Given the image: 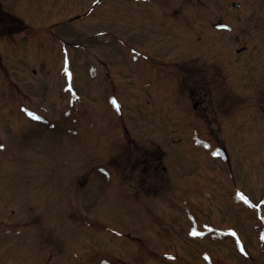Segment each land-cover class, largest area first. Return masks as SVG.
<instances>
[{"label":"rangeland","instance_id":"1","mask_svg":"<svg viewBox=\"0 0 264 264\" xmlns=\"http://www.w3.org/2000/svg\"><path fill=\"white\" fill-rule=\"evenodd\" d=\"M2 1L40 35L50 36L33 40L40 44L38 56L31 45L29 51L11 50L0 41V264H108L90 258L97 255L95 250L111 252L115 244L135 260L131 264H176L165 255H155L157 263L150 258L161 246L150 242L154 234L150 230L156 229L151 225L163 219L179 223L185 216L178 210L180 205L197 212L206 199L192 198L194 194L179 188L150 198L148 216L141 207L145 201H134L127 194L133 183L125 177L136 171L135 156L150 155L157 162L161 155L160 163L174 165L170 177L194 169V176L219 183L238 177L255 206L252 193L264 185V115L254 112L264 106V99L258 104L261 95L257 94L264 87V0H109L112 3L97 8L90 21L72 24L69 17L83 9L87 0ZM107 7L109 13L104 10ZM166 10H177V14L169 18L171 11ZM7 20L0 23V31L23 24ZM221 22L228 27H215ZM158 37L164 39L165 49L151 50L172 61L175 68H165V75L150 65L146 54L135 55L131 48L135 38L140 39L139 47L149 49L150 41L155 45ZM124 38L132 39L130 44ZM86 41L91 53L106 59L111 73L117 74L115 88L105 86L98 77L100 67L94 70L79 61L74 63L83 76L76 72L69 83L65 79L66 65L73 64L76 55L75 45L82 48ZM236 47L247 50L238 54ZM67 53L69 61L64 58ZM176 61L191 71L187 74L199 76L203 88L190 85L178 91L176 79L181 71ZM3 66L8 69L7 81ZM34 68L37 75L32 73ZM210 74L215 75L213 88L207 85ZM166 75H170L168 81ZM107 90L110 94L105 95ZM22 91L30 97L22 98ZM243 94L251 104L238 108L237 96ZM112 95L118 99L119 110L111 103ZM191 97L200 109L213 110V126L224 131L216 129L218 133L208 135L211 125L193 110ZM226 105L233 107L232 113L222 118L215 109ZM123 126L135 142L122 139ZM33 135L37 136L34 140ZM223 146L231 171L222 165L225 158L213 155L215 148ZM128 166L131 172L126 174ZM212 200L219 204L216 198ZM222 200L228 206L232 203L229 196ZM235 205L240 210L231 213L247 217L239 233L235 230L238 237L223 243L214 238L215 231H209L193 236L194 243L186 245V231L175 242L191 257L187 264L206 263L203 254L199 259L198 252L195 255L200 249L216 261L222 258L220 264H264V205L260 210L249 209L239 199ZM75 207L76 220L84 218L87 223L71 222L69 212ZM32 218L37 222L32 223ZM129 229L142 238L134 246L118 236L119 230ZM160 241L169 246L174 239ZM74 246L80 251L73 254Z\"/></svg>","mask_w":264,"mask_h":264},{"label":"snow or ice","instance_id":"2","mask_svg":"<svg viewBox=\"0 0 264 264\" xmlns=\"http://www.w3.org/2000/svg\"><path fill=\"white\" fill-rule=\"evenodd\" d=\"M111 103L117 108V110H119V106L116 104V101L115 100H113V101H111ZM28 115L29 116H31L32 117V119H39V117H37V116H33L31 113H28ZM3 146L2 145H0V148H2ZM215 154V153H214ZM241 199H245L243 196H241L240 197ZM245 202H247L246 200H245ZM201 233H197L196 231H193V232H191L190 233V235H200ZM234 235V234H233ZM262 239H264V237H261ZM237 244L239 245V241H237ZM241 251H243V248H241Z\"/></svg>","mask_w":264,"mask_h":264}]
</instances>
